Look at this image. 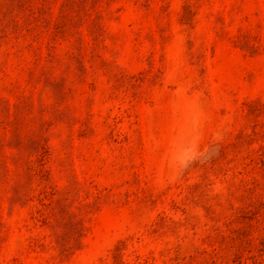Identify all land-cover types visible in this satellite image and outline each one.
Masks as SVG:
<instances>
[{"label": "rangeland", "instance_id": "obj_1", "mask_svg": "<svg viewBox=\"0 0 264 264\" xmlns=\"http://www.w3.org/2000/svg\"><path fill=\"white\" fill-rule=\"evenodd\" d=\"M0 264H264V0H0Z\"/></svg>", "mask_w": 264, "mask_h": 264}, {"label": "clouds", "instance_id": "obj_2", "mask_svg": "<svg viewBox=\"0 0 264 264\" xmlns=\"http://www.w3.org/2000/svg\"><path fill=\"white\" fill-rule=\"evenodd\" d=\"M205 135L209 137L206 142ZM220 139L221 136L218 132L207 133L200 123H196L194 133L186 139L183 149L179 152L171 151L169 153L170 170L177 174L182 173L197 161L214 155L218 150ZM172 147L175 148V142Z\"/></svg>", "mask_w": 264, "mask_h": 264}]
</instances>
